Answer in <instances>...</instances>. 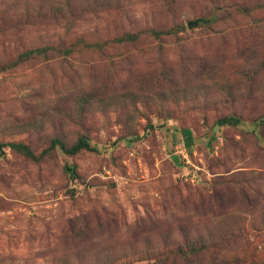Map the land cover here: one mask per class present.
Instances as JSON below:
<instances>
[{
    "label": "rangeland",
    "instance_id": "rangeland-1",
    "mask_svg": "<svg viewBox=\"0 0 264 264\" xmlns=\"http://www.w3.org/2000/svg\"><path fill=\"white\" fill-rule=\"evenodd\" d=\"M11 143L0 264H264V0H0Z\"/></svg>",
    "mask_w": 264,
    "mask_h": 264
},
{
    "label": "trees",
    "instance_id": "trees-1",
    "mask_svg": "<svg viewBox=\"0 0 264 264\" xmlns=\"http://www.w3.org/2000/svg\"><path fill=\"white\" fill-rule=\"evenodd\" d=\"M154 35L156 37H160L162 35H168V32L167 33H156L154 32ZM138 35L137 34H126L124 37L121 38L122 41L124 42H132V41H135L137 39ZM237 123V120L233 117H227V118H223L221 120L218 121V124L219 125H235ZM182 135H183V140H184V143L187 147H189L192 143V138H191V134H190V131L189 130H184L182 131ZM10 147L12 150H15V151H20V152H23L25 153V155L27 156H30V157H33V154L31 152V150L24 144H0V149L1 148H4V147ZM55 146H59L65 153L67 154H74L78 151H81V150H86V151H94L93 148L89 145L88 141L86 138L84 137H80L76 143L70 147H66L63 142L58 139V138H54L52 140V147H55ZM72 173L73 170H71Z\"/></svg>",
    "mask_w": 264,
    "mask_h": 264
},
{
    "label": "water",
    "instance_id": "water-1",
    "mask_svg": "<svg viewBox=\"0 0 264 264\" xmlns=\"http://www.w3.org/2000/svg\"><path fill=\"white\" fill-rule=\"evenodd\" d=\"M196 25V23H189L188 27L191 28V27H194Z\"/></svg>",
    "mask_w": 264,
    "mask_h": 264
}]
</instances>
